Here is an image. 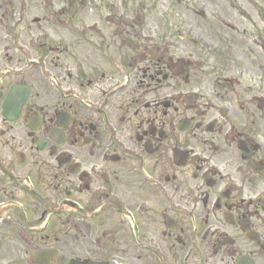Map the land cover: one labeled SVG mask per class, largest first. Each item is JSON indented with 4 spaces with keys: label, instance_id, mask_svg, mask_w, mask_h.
I'll return each mask as SVG.
<instances>
[{
    "label": "flooded vegetation",
    "instance_id": "obj_1",
    "mask_svg": "<svg viewBox=\"0 0 264 264\" xmlns=\"http://www.w3.org/2000/svg\"><path fill=\"white\" fill-rule=\"evenodd\" d=\"M63 14L0 0V264H264V32L216 95L169 29Z\"/></svg>",
    "mask_w": 264,
    "mask_h": 264
},
{
    "label": "rangeland",
    "instance_id": "obj_2",
    "mask_svg": "<svg viewBox=\"0 0 264 264\" xmlns=\"http://www.w3.org/2000/svg\"><path fill=\"white\" fill-rule=\"evenodd\" d=\"M27 1L29 5H40L41 10H61L65 15L86 10L115 12L131 11L141 16L140 28L143 36L161 42L168 29L173 42H186V50L195 64L199 55L207 61V67L191 66L192 88L207 86L212 94L223 93L224 83L220 75L231 76L233 51L238 43L247 46L253 31L264 32V0H10ZM28 12V8L26 9ZM39 9H29L31 16L40 15ZM205 15L201 16L200 13ZM74 22V21H73ZM183 27H178L179 23ZM75 23V22H74ZM174 25L175 28L171 29ZM75 26V24H73ZM180 29L185 36L180 40L174 33ZM251 33V35H250ZM264 38V34H261ZM200 53V54H199ZM199 60V61H198ZM220 96V95H219ZM219 101V100H217ZM220 102V101H219Z\"/></svg>",
    "mask_w": 264,
    "mask_h": 264
}]
</instances>
